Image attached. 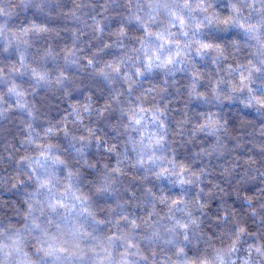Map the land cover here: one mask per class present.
Segmentation results:
<instances>
[{
  "label": "trees",
  "instance_id": "obj_1",
  "mask_svg": "<svg viewBox=\"0 0 264 264\" xmlns=\"http://www.w3.org/2000/svg\"><path fill=\"white\" fill-rule=\"evenodd\" d=\"M240 243L264 253V0H0V264Z\"/></svg>",
  "mask_w": 264,
  "mask_h": 264
},
{
  "label": "rangeland",
  "instance_id": "obj_2",
  "mask_svg": "<svg viewBox=\"0 0 264 264\" xmlns=\"http://www.w3.org/2000/svg\"><path fill=\"white\" fill-rule=\"evenodd\" d=\"M228 254L215 264H264V253L250 249L243 243L235 246Z\"/></svg>",
  "mask_w": 264,
  "mask_h": 264
},
{
  "label": "snow or ice",
  "instance_id": "obj_3",
  "mask_svg": "<svg viewBox=\"0 0 264 264\" xmlns=\"http://www.w3.org/2000/svg\"><path fill=\"white\" fill-rule=\"evenodd\" d=\"M225 23L227 24L228 23V21H225ZM203 47L204 48H208V47H210L209 45H203ZM169 62H171V61H169ZM89 63H91V61L89 62ZM42 187H44V185H41ZM241 232H243V229H241ZM181 251V253L183 252V250L181 249L180 250ZM257 251L259 252L260 250L259 249H257Z\"/></svg>",
  "mask_w": 264,
  "mask_h": 264
}]
</instances>
